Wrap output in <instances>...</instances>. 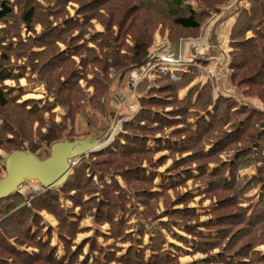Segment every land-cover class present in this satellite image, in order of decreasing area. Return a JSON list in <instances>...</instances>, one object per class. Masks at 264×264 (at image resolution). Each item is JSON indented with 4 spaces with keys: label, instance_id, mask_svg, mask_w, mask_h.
Instances as JSON below:
<instances>
[{
    "label": "trees",
    "instance_id": "16d2710c",
    "mask_svg": "<svg viewBox=\"0 0 264 264\" xmlns=\"http://www.w3.org/2000/svg\"><path fill=\"white\" fill-rule=\"evenodd\" d=\"M11 1L0 0V149L32 155L64 138L85 137L74 130L80 101L91 89L89 101L103 115L108 85L117 78L127 80L147 63L158 25L177 31L180 37L168 36L171 43L197 39L210 13H219L229 2ZM247 4L248 9H238L227 39L230 78L235 90H241L239 98L215 95L209 82L180 98L179 92L199 75L194 67L178 79L160 74L141 81L135 88L138 109L122 122L121 131L75 163L59 187L0 198V264H98L87 256L79 260L83 246L71 250L86 217L108 224L115 242L132 244L137 233L140 244L151 234L148 245L138 250L131 245L118 258L112 246L104 255L106 262L143 264L149 250L146 264H178L164 250L160 229L169 232L180 225L189 240L174 238L203 255L201 264H264V0ZM16 68L23 75L14 78L29 82L36 78L26 74L36 73L46 90L44 105L9 99L14 90L2 84ZM56 107L66 108L58 123ZM163 151L168 156L154 161ZM169 160L159 175L156 170ZM251 168L255 174L242 175ZM195 198L198 207L209 203L206 212L191 207ZM62 200L71 207H63ZM41 211L57 221L64 258L58 259L56 250L40 239ZM201 216L207 220L201 222ZM132 218L136 223L128 224ZM163 218L166 222H159ZM23 247L37 252L18 250Z\"/></svg>",
    "mask_w": 264,
    "mask_h": 264
},
{
    "label": "crops",
    "instance_id": "0c3cea01",
    "mask_svg": "<svg viewBox=\"0 0 264 264\" xmlns=\"http://www.w3.org/2000/svg\"><path fill=\"white\" fill-rule=\"evenodd\" d=\"M247 1H245L246 5ZM238 4H235L234 9L230 10L229 12L224 13L225 15L222 18L216 17L214 19V22H212L209 26L208 29V36H207V41H209L212 44V48L209 50H206L204 48L205 56H218L219 54V45L217 44V38L221 37L224 39L223 34H222V29L228 26H232L233 21L236 18V12L239 9ZM72 14V11H70ZM231 15H233V19L231 20ZM231 16V17H230ZM95 28L98 32H102V28L99 25H95ZM36 31H39V29H36ZM24 33V32H23ZM224 52V51H223ZM204 54V53H203ZM205 58V57H204ZM198 77H200L198 75ZM198 77L187 87L186 90L183 91V96L180 98H183L187 91L196 86L200 85V88H202L203 82L199 81ZM32 78H36L34 82H29L26 79H23V85L20 86L21 90L16 91L15 95L16 97H19L18 102H25V101H34L38 105H44L45 104V96H46V90L43 87V83L40 81L39 78L36 76H32ZM82 84V83H80ZM35 85L41 86L42 89L40 92L35 93L32 88H34ZM216 90L214 89L213 92ZM91 89L88 90V94L91 95ZM38 95L39 97H36ZM137 96H133L129 87L126 78L124 80H120L117 78L114 81H112L107 88L106 93L104 94V97L102 99V105L104 108V114L99 115L95 110H92V108L87 106V110H85L84 107H80L79 109V114L77 116L76 122L74 124V130L76 133H85L84 138H64V140H61L59 142L53 143L50 147L49 150L48 148L42 147L41 149L44 150V152H51L53 146H55L54 152L61 153L64 152L67 154L66 157H69L70 155H73L74 153L79 154V155H73L74 157L72 158H78L80 155L83 153L84 149L77 150L79 148L77 143L82 142V140H86L89 138L95 139L94 141L90 140L87 142L85 145L89 146L88 149H91L92 151L95 149H98L102 146L108 145L110 141L113 139V137L121 131V125L124 120L129 119L133 113L138 109L136 107L137 103ZM15 98V97H14ZM135 100H134V99ZM50 99V98H49ZM51 100V99H50ZM53 113L55 114V122L58 123L60 121V118L65 115L64 109L62 108H54ZM46 116V115H45ZM87 116L90 121H87L84 126H78L77 124L79 123L80 125L82 124L83 120L82 117ZM59 118V119H57ZM79 120V122H78ZM113 131V132H112ZM44 133V130H42ZM112 134V135H111ZM98 138V139H97ZM67 142V143H65ZM61 144H64L61 146ZM97 145V146H96ZM154 142H150L149 146L153 147ZM40 149V150H41ZM39 150V151H40ZM41 152V151H40ZM38 152L35 157H37ZM74 152V153H73ZM24 153L28 154V152L24 151ZM53 153V151L51 152ZM50 153V154H51ZM9 154H6L3 150L0 149V180H2L5 177V168H4V163L7 159ZM163 156H168V153L166 151L163 152H158L156 153L154 157V161L158 160L159 158ZM68 159V158H67ZM171 164L170 160L167 162V165L160 167L156 170V172L159 175H162L166 168ZM163 169V171L160 172V170ZM255 169V168H254ZM249 170V169H248ZM246 171V170H245ZM244 171V172H245ZM242 172V175H245V173ZM255 174V172L253 173ZM251 174V175H253ZM248 175V174H247ZM95 180V179H94ZM29 181V180H28ZM29 183V182H28ZM156 184L159 183V177L155 181ZM20 184L19 183L16 185L17 186ZM120 186H122V182L119 180ZM29 186H23L22 188L19 189L18 193L27 196V194L30 192ZM32 186V185H31ZM34 191H37L36 189ZM32 194V193H30ZM196 199V198H195ZM199 200V199H198ZM62 206L65 208H70L71 203L67 202L65 200H62ZM195 201V200H194ZM198 201H195L191 205V207L195 208V204ZM208 203V202H207ZM197 205V204H196ZM203 207V206H202ZM199 207V208H202ZM209 207H206V211ZM78 209H75L74 213H77ZM162 211V207H160V212ZM197 211V209H196ZM204 211V212H206ZM198 212V211H197ZM203 212V213H204ZM199 213V212H198ZM39 222L40 226L42 227L41 229V234H40V239L43 243H48L50 247H53L56 250L55 256L58 259L64 258L65 257V252H64V245L62 240L60 239L58 235V229H57V221L56 219L51 215L46 213L45 211L39 212ZM202 217V216H201ZM72 220V219H71ZM207 220V217H205V220H202L200 218L201 222H205ZM159 222H166V218H163ZM136 219L132 218L128 224H135ZM152 226H157L153 225ZM149 228V226H146ZM181 226L178 225L177 227L171 226L170 231H165L161 230L160 232L163 235V238L165 240L164 244V250L168 251L169 253L173 254L175 257H177V262L178 264H189L191 260H195L196 257L199 256L198 259H196L194 264H201L199 261L201 259H204V256L199 254V253H192L190 251L189 245H186L185 243H182L181 241L177 240L174 238V235H177L182 238H186V240H189V236L186 235L182 230ZM79 229L82 230V232L78 233L75 237L74 240L71 242V250H75L76 247L83 246L82 247V254L79 256V260H83L85 256H87L90 259H98V264H120L116 263L115 261H110L106 262V258L104 257L105 253L107 251L112 252V246H115L118 250L115 253V257H120L126 253V250L132 245L136 250L142 249L143 246H146L149 244V238L151 237V234L146 233L141 241L140 244H138V240L140 237L137 235L135 236V242L130 244V243H120V242H115L113 238H110V227L108 224L104 225H98L95 223L93 217H86L79 222ZM133 230L128 231L132 232ZM199 231H203L202 229H199ZM32 232H36V229L34 228ZM169 238L174 239L176 242L181 243L183 246H185L186 251H182L183 247L176 246L178 243H174L170 241ZM93 245V246H92ZM181 248V249H180ZM19 251H24L26 253H36V249H30V248H19ZM163 250V251H164ZM101 252H104L102 254ZM172 255V256H173ZM151 252L147 250L145 252V257L143 259L144 263L146 264L147 260L150 258ZM173 256V257H174ZM185 258H189V262L183 261Z\"/></svg>",
    "mask_w": 264,
    "mask_h": 264
},
{
    "label": "rangeland",
    "instance_id": "374dc122",
    "mask_svg": "<svg viewBox=\"0 0 264 264\" xmlns=\"http://www.w3.org/2000/svg\"><path fill=\"white\" fill-rule=\"evenodd\" d=\"M9 1L12 2L11 0H9ZM245 1H247V0H229V2L225 6H223V7L220 8L219 13H213V12H211L210 13V15H211L210 20L207 21L208 23L207 24H203L202 29L198 31V36H197L198 38L197 39H187V40H197V41L201 40L202 41L203 39H207L209 26H210V24L212 22H214V19H216V17H217V19L218 18L219 19L222 18L225 15L224 13L229 12L230 10L234 9L236 3L238 4V6H239L238 8L239 9L240 8L248 9L249 6H248L247 3H246V5L244 4ZM14 9H16V8H14ZM237 14H238V10H237V12H236L235 15L237 16ZM231 16L230 17H231V20H232L233 19V15H231ZM2 27L3 26L0 25V28H2ZM230 28L231 27L228 26V28L225 27V28L222 29V34H223L224 39H223V43L222 44H219V50H218L219 51V54H218V56H216L215 60H209L207 62H203V60H197V63L202 67V69L211 68L214 71L215 76L210 78L202 70H200V71H198L197 69L196 70L198 71V74L200 76V77H198L199 81L202 80L201 82H203L202 85H204L205 83L209 82V83H211L213 85V90L215 89L218 92H221V94L232 95V96H235V97L239 98V94H240L241 90L240 89H237V88H236L237 91L235 90V88H234L235 82H231L230 71H229V64H230V61H231V54H230L231 53V48L229 46V43H228L227 39H228V35H229V32H230ZM176 34H178L177 31H174V29L169 30V28H168L167 25H163V24L158 25L156 27V30L154 31V36H153L152 44H151V47H152V45H153V47L151 49L159 46V45H155V44L163 43V42H169V40H168L169 37L168 36H175L176 38L180 37V36H178ZM21 35L23 37L24 36V33L22 32ZM177 42H174V43L169 42L171 44V50L175 54H177V52H178ZM15 45H16V43H15ZM205 55L206 54L204 52V55L202 57H205V59H207L208 57H206ZM186 57H188V55H186ZM11 63L13 64V61H11ZM17 65L18 66H21L20 65V62H18ZM190 67H194L195 68L194 65H189L187 67V71L185 73L188 72V69ZM11 72L14 73V75H12V76L10 75V77L7 78V79H5L4 82H3V84H2L3 85L2 88L5 89V90H7V91L14 90V92L10 94V97H9L10 100H12L11 97L12 98H14V97L17 98L14 95H15L17 89L18 88H21L20 86L23 85V78H22L23 76L21 78H14V76H20L21 74L23 75V73L20 70H17V68L11 70ZM182 74H184V73H181V74L178 73V74L175 75V77H177V79H178L180 77V75H182ZM30 75L37 76L36 73H33V72L32 73H29L28 72L26 74V76H30ZM81 85H82L81 87L84 88V86H85L84 83L81 84ZM32 89L34 90L35 93H38V92L41 91L42 87L41 86H38V85H35L34 88H32ZM183 94H184L183 91H181V92H179L178 96L179 97H182ZM90 96H91L90 94H86V98H84L82 101H80L79 107H84L85 110H87L86 108H87V106L89 104V106L92 108V110H94V107L95 106L93 107V105L89 101V97ZM134 96H137L136 95V92H135V95ZM36 97H39V96L36 95ZM11 105L12 104L9 103L7 105V106H9L8 108H10ZM136 107L138 108V103H136ZM58 108L64 109V112L66 113V108H64V107H58ZM21 115L23 117V113L22 112H21ZM47 118L48 117L46 116V119ZM31 119H35V117H32ZM57 119H59V118H57ZM82 120H83V122H82L81 125L79 123L77 124L79 127L80 126H84V124L87 121H90V119H88L87 116H83L82 117ZM78 122H79V120H78ZM90 140L94 141L95 139L89 138V139H86V140H82V142H80V143H77L78 146H79V148L77 150L84 149L83 153L77 159L76 158H72V157H74L73 155H79V154H76L77 152L76 153L73 152L74 153L73 155H70L69 157H66L64 163H62V165H64L63 168H62V170H65L67 167L71 168L81 158H84L88 153H90L92 151V150L88 149L89 148L88 145L87 146L85 145ZM65 143H67V142H65ZM62 145H64V144H61V146ZM53 147L54 148H52L51 152L52 151L54 152L55 146H53ZM48 150H49V147H48ZM40 151H39L40 154H38L37 157H36L39 161L42 162V161H44V160H46L48 158H52V153L51 152H49V151L48 152H44L43 149H41ZM161 171H163V169H161L160 172ZM254 172H255V169L254 168H251L249 170H246L244 173L245 174H248V175H251ZM63 180H60V181L56 182V184H55V186L53 188L59 187L61 185V183L63 182ZM28 185H30L29 186V189H28V190H30V192L27 195H29L30 193H35V192H39V191H42V190H47V188H46L47 186L40 184V182L38 180H31V181L29 180L28 181L27 178L24 177V176H21L20 184L17 186V189L16 190L19 191L20 188H22L23 186H28ZM35 189L37 191H34ZM195 201H198V198H196ZM207 206H208V203L207 202H205L203 204V207L202 208H199L195 204V207H196L197 211L200 214H202L204 211H206V207ZM201 219L202 220H205V216H202ZM153 225H156V223H153ZM168 239L170 241L174 242V243H178V245H176V246L183 247V249L180 248L183 252L187 250V249H185V246H183L181 243L176 242L174 239H171L169 237H168ZM261 249L264 250V245L261 246ZM198 258H199V256L196 257L195 260L198 259ZM195 260H191V262L189 264H194L193 261H195ZM183 261L189 262V258H185L184 260H182V262Z\"/></svg>",
    "mask_w": 264,
    "mask_h": 264
},
{
    "label": "built area",
    "instance_id": "2783aa9c",
    "mask_svg": "<svg viewBox=\"0 0 264 264\" xmlns=\"http://www.w3.org/2000/svg\"><path fill=\"white\" fill-rule=\"evenodd\" d=\"M222 43L223 39L221 37L217 38V44L219 45ZM155 45L159 46L151 49L153 47L152 45V47H150L151 50H148L147 63L140 67L139 70L130 73L127 78L128 87L133 96L135 95L136 86L141 81L145 79L153 80L160 74L168 75L172 79H177L175 75L178 73H185L189 65H194L198 71L202 70L210 78L215 76L211 68L202 69L197 63V60L207 62L209 60H215L216 58V56H208L207 59L202 57L204 55V48L209 50L213 47L207 39H203L202 41L181 39L177 42V54L171 50V44L169 42ZM186 55H188V57H186ZM214 93L217 95L219 92L216 90Z\"/></svg>",
    "mask_w": 264,
    "mask_h": 264
},
{
    "label": "water",
    "instance_id": "95a60500",
    "mask_svg": "<svg viewBox=\"0 0 264 264\" xmlns=\"http://www.w3.org/2000/svg\"><path fill=\"white\" fill-rule=\"evenodd\" d=\"M65 156L67 154L64 152H53L52 158L41 162L30 153L21 151L10 153L4 163L5 177L0 180V198L18 192L16 185L21 176L30 181L38 180L40 184L47 186V189L54 187L56 182L63 180L70 170L69 167L62 170Z\"/></svg>",
    "mask_w": 264,
    "mask_h": 264
},
{
    "label": "bare ground",
    "instance_id": "6f19581e",
    "mask_svg": "<svg viewBox=\"0 0 264 264\" xmlns=\"http://www.w3.org/2000/svg\"><path fill=\"white\" fill-rule=\"evenodd\" d=\"M74 161V160H73Z\"/></svg>",
    "mask_w": 264,
    "mask_h": 264
}]
</instances>
